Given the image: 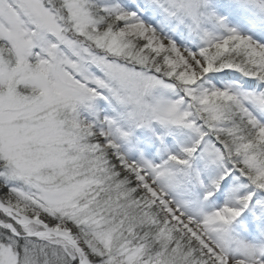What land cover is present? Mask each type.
Returning <instances> with one entry per match:
<instances>
[{"label": "snow or ice", "instance_id": "snow-or-ice-1", "mask_svg": "<svg viewBox=\"0 0 264 264\" xmlns=\"http://www.w3.org/2000/svg\"><path fill=\"white\" fill-rule=\"evenodd\" d=\"M0 264H264V0H0Z\"/></svg>", "mask_w": 264, "mask_h": 264}]
</instances>
